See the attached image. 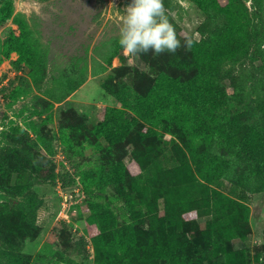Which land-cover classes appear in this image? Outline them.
<instances>
[{"label":"rangeland","instance_id":"rangeland-1","mask_svg":"<svg viewBox=\"0 0 264 264\" xmlns=\"http://www.w3.org/2000/svg\"><path fill=\"white\" fill-rule=\"evenodd\" d=\"M128 2L0 0V264H264V0H164L159 56Z\"/></svg>","mask_w":264,"mask_h":264},{"label":"clouds","instance_id":"clouds-1","mask_svg":"<svg viewBox=\"0 0 264 264\" xmlns=\"http://www.w3.org/2000/svg\"><path fill=\"white\" fill-rule=\"evenodd\" d=\"M194 43L185 34L182 45L164 0H129L119 16L118 44L125 55H174L182 46L190 51Z\"/></svg>","mask_w":264,"mask_h":264},{"label":"trees","instance_id":"trees-1","mask_svg":"<svg viewBox=\"0 0 264 264\" xmlns=\"http://www.w3.org/2000/svg\"><path fill=\"white\" fill-rule=\"evenodd\" d=\"M263 39H264V36H262L261 38H257L256 41L254 42L255 43L254 44L255 47H258V48L261 47V45L263 43L262 42ZM11 49H14V45L10 43V44L7 45V49L5 50V53H3V56L5 58L9 57V52H10ZM261 51H263V49ZM12 64L15 65V66H19L16 62H13ZM240 69H237L235 71H231L230 70L229 72L225 71L224 74H223V78H228L230 83H231V86L234 89L238 87L236 78L242 72V70H240ZM263 73H264V71H263ZM194 132H196V130H194L193 133ZM193 135L194 134H187L185 136V139H183L186 142L187 146L190 145V142L192 141ZM190 152H191V154L193 156H194V153H196V151L192 149V145H191V148H190ZM208 170L209 171H214V173H217V171H218V169L216 167H210ZM71 180L74 181V178H71ZM41 203H42V201L40 199H37V198L30 199L29 195H27L26 199L25 200L23 199L20 204L22 205V208H25L26 210H29V209L33 210L35 208H38ZM85 244L86 243L83 240H81V242H77V246H78L80 252H84L86 250L85 249ZM217 258L220 259V258H222V256H219ZM99 262L101 264H103L101 261H99ZM72 264H73V261H72Z\"/></svg>","mask_w":264,"mask_h":264}]
</instances>
